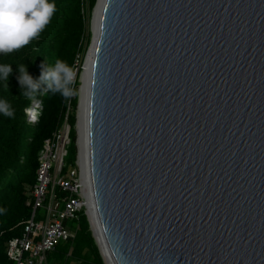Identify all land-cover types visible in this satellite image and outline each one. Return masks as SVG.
<instances>
[{"label": "water", "instance_id": "obj_1", "mask_svg": "<svg viewBox=\"0 0 264 264\" xmlns=\"http://www.w3.org/2000/svg\"><path fill=\"white\" fill-rule=\"evenodd\" d=\"M90 51L85 185L113 263L264 264V0H97Z\"/></svg>", "mask_w": 264, "mask_h": 264}, {"label": "trees", "instance_id": "obj_2", "mask_svg": "<svg viewBox=\"0 0 264 264\" xmlns=\"http://www.w3.org/2000/svg\"><path fill=\"white\" fill-rule=\"evenodd\" d=\"M56 10L40 34L16 50L0 53V64H9L12 72L8 80H0V99L6 100L14 111L9 117L0 113V264H15L8 257V244L21 238L28 224L33 207L29 205L28 189L36 183V171L44 141L58 131L67 115L69 97L52 93L47 87L32 96L22 94L17 79L18 66L26 65L34 78L41 75L42 68L54 66L57 59L65 61L73 72L79 67L77 61L85 58L90 42L87 31V6L91 12L97 0H50ZM87 40V43H86ZM80 70V68H79ZM79 80L74 87L71 101L75 110L78 105ZM74 84L70 86L73 88ZM41 99L43 110L36 126L26 121L25 109L33 99ZM70 146L77 151L76 116L68 120ZM59 192V189H56ZM79 226L76 237L59 244L47 256L48 264H105L90 230L87 216L73 223Z\"/></svg>", "mask_w": 264, "mask_h": 264}, {"label": "built area", "instance_id": "obj_3", "mask_svg": "<svg viewBox=\"0 0 264 264\" xmlns=\"http://www.w3.org/2000/svg\"><path fill=\"white\" fill-rule=\"evenodd\" d=\"M74 97V94L69 97L64 124L45 140L40 153L36 183L29 188L28 204L33 207L31 218L22 237L8 244V257L15 264H48V254L59 244L76 237L79 226H73V223L80 220L81 214L89 212L81 168L65 165L70 145L68 117ZM42 110V101L33 100L25 110L27 122L37 125Z\"/></svg>", "mask_w": 264, "mask_h": 264}, {"label": "clouds", "instance_id": "obj_4", "mask_svg": "<svg viewBox=\"0 0 264 264\" xmlns=\"http://www.w3.org/2000/svg\"><path fill=\"white\" fill-rule=\"evenodd\" d=\"M55 10L56 5L54 2H50V0H0V53L11 52L28 44L30 40L38 36L49 23ZM11 72V65L0 64V80H8ZM18 72L19 76L17 79L21 85L22 94L26 97H32L41 88V85L47 87L46 91L50 90L52 93L59 92L66 98L74 94L76 83V81L73 82L74 72L73 69L63 60L57 59L55 65L50 66L47 69L43 67L41 75L38 78H34L29 74L26 65H19ZM72 83L74 84L73 88L70 87ZM37 99L41 100L39 98ZM72 112H74L73 108L71 114ZM0 113L9 117L14 115L13 109L6 100L0 99ZM69 127L71 131L70 124ZM79 164L80 160L77 158V166L82 170V167Z\"/></svg>", "mask_w": 264, "mask_h": 264}, {"label": "bare ground", "instance_id": "obj_5", "mask_svg": "<svg viewBox=\"0 0 264 264\" xmlns=\"http://www.w3.org/2000/svg\"><path fill=\"white\" fill-rule=\"evenodd\" d=\"M99 12V11H98ZM98 14H96L95 17V25H94V31L96 32V30L98 29V25L97 24V17ZM92 51H90V53L88 54V58L85 64V70L83 71V85H81V92H82V99H81V105H80V110H79V145H80V165L82 167V180H83V184H85V180H86V166H85V135L87 138V119H88V113H89V83L91 81V67H92ZM86 163H87V158H86ZM86 187V185H85ZM85 192H86V188H85ZM87 205L89 207V215L91 217L92 220V224L93 227L95 229L96 232V237L98 239V242L102 248V251L104 253V257L105 260L110 263V264H114L112 261V257L110 255V252H106L105 246L106 245V241L102 235V231L99 228V225L97 223V218L94 216V212L91 209V204L89 202H87ZM108 250V249H107Z\"/></svg>", "mask_w": 264, "mask_h": 264}, {"label": "rangeland", "instance_id": "obj_6", "mask_svg": "<svg viewBox=\"0 0 264 264\" xmlns=\"http://www.w3.org/2000/svg\"><path fill=\"white\" fill-rule=\"evenodd\" d=\"M87 31H88V35H89L88 37L90 39V42L88 43V49H87V52H88V50H89V48L91 46L92 38H93V10L90 12L88 10V6H87ZM86 43H87V40H86ZM85 58H86V55H85ZM85 58H83L82 61L80 60V62L77 61V65H79V67L74 72V80H73V82H75L77 80H79V82H80V74H81L82 68L84 67V64H85ZM79 68H80V70H79ZM80 87H81V83H80L79 87L77 88L78 92H80ZM72 113H75V116H76V119H77V117H79V107H77L74 110V112H72ZM78 134H77V144H78V139H79V135ZM77 154H78V151H75L71 147L68 148V155H67L66 160H65V165L68 168L77 167Z\"/></svg>", "mask_w": 264, "mask_h": 264}]
</instances>
